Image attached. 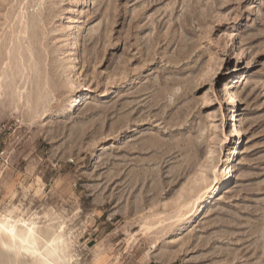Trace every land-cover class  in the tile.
<instances>
[{
  "label": "rangeland",
  "instance_id": "obj_1",
  "mask_svg": "<svg viewBox=\"0 0 264 264\" xmlns=\"http://www.w3.org/2000/svg\"><path fill=\"white\" fill-rule=\"evenodd\" d=\"M0 222V264H264V0H0Z\"/></svg>",
  "mask_w": 264,
  "mask_h": 264
},
{
  "label": "bare ground",
  "instance_id": "obj_2",
  "mask_svg": "<svg viewBox=\"0 0 264 264\" xmlns=\"http://www.w3.org/2000/svg\"><path fill=\"white\" fill-rule=\"evenodd\" d=\"M82 97L79 96L78 99L75 98L72 102V105L69 106V111H72L74 109L75 106H78L81 101H82ZM204 206V205H203ZM17 224H9L6 223L4 224L3 222H0V238H7L9 239L11 242L15 243L16 241H19L20 243H22V247H24L25 249L34 252L35 254L40 253V249H39V240L41 239L38 234L36 233V231H34V229L32 227H26V231H24V228L21 227V229L23 230H18L17 228ZM32 226V225H31ZM24 227V226H23ZM60 237L62 236H57L56 238L52 239L51 241H44L43 243L41 242L40 244L44 245V250L47 252L48 250L51 251V249H53L52 245L60 239ZM18 243V242H17ZM18 246V245H17ZM42 247V246H41ZM18 248V247H17ZM51 248V249H50ZM10 249V248H9ZM16 250V249H15ZM53 251V250H52ZM47 252L48 254H52ZM57 251V250H56ZM45 252V253H46ZM43 254V253H41ZM46 255V254H45ZM44 256V255H43ZM43 259V258H42ZM45 260V259H44ZM46 264H54V259H48L45 261ZM40 263V262H39ZM43 263V260H42ZM41 263V264H42Z\"/></svg>",
  "mask_w": 264,
  "mask_h": 264
}]
</instances>
